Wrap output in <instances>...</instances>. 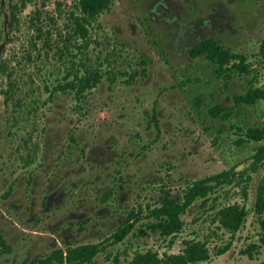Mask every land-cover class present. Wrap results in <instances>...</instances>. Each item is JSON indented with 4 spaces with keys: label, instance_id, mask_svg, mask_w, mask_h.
<instances>
[{
    "label": "flooded vegetation",
    "instance_id": "af4514ba",
    "mask_svg": "<svg viewBox=\"0 0 264 264\" xmlns=\"http://www.w3.org/2000/svg\"><path fill=\"white\" fill-rule=\"evenodd\" d=\"M111 1V7L100 17L111 11L115 5ZM208 1L219 4L206 20L208 25H215V16H221L218 11L242 14L247 3V0ZM157 10L171 11L164 5ZM236 17V27L245 29ZM174 18H180L178 7L174 9ZM179 26L180 35L185 27L191 33L176 36L172 45L196 43L190 46L189 55L194 63L189 66L196 67L191 74L200 72L199 77L167 72L170 64L167 38L154 35L148 38V30H152L146 26L143 38L127 45L135 53L121 66L120 62H111L107 53L108 57L94 67L85 64L58 78H49V83L46 82L49 89L45 86L48 100L41 110L56 112L52 121L49 119L42 126L45 129L49 124L52 137L44 136V129L35 126L31 137H22V145L17 142L8 154H3L16 159L15 163L3 162L0 166V264H58L55 256L61 250L86 246L96 251L92 264H99L103 254L111 260L113 247L123 244L131 235L144 238L155 233L168 240L177 238L186 226L187 215L207 208L210 201L204 199L191 203L182 215L183 230L174 236L164 237L149 227L150 221L157 220V209H165L172 201L187 203L185 196L190 188L218 174L206 171L199 176L198 165L206 155L199 147V123L230 119L212 116L211 108L226 106L218 102L209 106L203 98L199 105L198 94L202 90H229L235 77L245 75L231 63L220 65L221 55L215 61L194 51L202 43L214 40L225 52L244 56L245 53L234 40L203 39V26L196 33L186 22L181 21ZM89 39L91 42L92 38ZM82 43L88 44L84 39ZM200 59L207 62H203L206 67L201 64L198 68ZM182 91L192 94V100H180L177 96L171 99L173 93ZM240 104L245 103L235 101V106ZM63 105L68 111L58 112ZM206 110L208 117L204 115ZM193 166H196L194 174L190 172ZM174 183H183L185 187L180 191L170 186ZM142 221L145 223L141 226ZM132 223H135L132 231L117 242L116 233Z\"/></svg>",
    "mask_w": 264,
    "mask_h": 264
},
{
    "label": "rangeland",
    "instance_id": "374dc122",
    "mask_svg": "<svg viewBox=\"0 0 264 264\" xmlns=\"http://www.w3.org/2000/svg\"><path fill=\"white\" fill-rule=\"evenodd\" d=\"M113 1L115 5L111 11L98 17L91 26V42L80 45V37L74 26V17L78 12L75 11L73 0H0V166L3 162L15 163V157L3 154H8L17 142L21 144L22 137H31L35 126H39L42 131V126L55 116L56 112L43 113L41 110L43 103L48 100L45 84L49 83L50 77L58 78L60 74L77 70L85 64L94 67L98 61L108 57L107 53L111 62H120L121 66L135 53L133 48H128L130 41H140L146 26L152 30H148V38L153 35L167 38V61L173 67L167 65V72L170 70L173 75L199 77L200 72L197 75L191 74L192 69L196 67L189 66V63H194L189 55L190 46L196 43L178 47L172 45V39L180 35L181 29L178 27L181 21L186 22L189 28L192 26L194 33L200 32L203 26V39L217 37L239 43L240 50L248 57L252 72L235 77L229 90H202V93L198 94L209 106L218 102L234 111L229 121L199 123V147L205 152L204 155L206 154L203 156L205 160L202 159L198 165L201 169L199 176L206 171L212 175L232 168L245 174L239 185L218 187L206 209H196L191 216L187 215L186 226L177 238L168 240L155 233L144 238L131 235L123 244L113 247L111 260L106 259L103 254L99 264H132L135 255L149 249L161 255L165 252L179 253L184 249L185 240L207 244L211 259L201 264H264L260 217L254 211L258 186L264 178V167L256 173L249 171L252 157L264 141L239 146L238 140L243 132L233 128L238 125L245 129L264 123V99L253 106H235L234 101L235 95H245L252 87L264 89V59L259 53L264 40V0H247L242 14L228 10L218 11L221 16H215V25H208L206 20L210 18L212 9L218 8L219 4L208 0ZM160 5L173 10V14L171 11L164 13L157 10ZM176 7L180 16L178 19L174 18ZM236 16L245 29L236 27ZM198 19L200 22H197ZM218 19L220 20L217 22ZM185 28H182L180 36L190 35L191 29ZM161 57L164 59V56ZM162 58L160 62L164 65ZM199 62L198 68H201V64L203 67V62L207 64L204 59ZM174 77L180 79L178 75ZM10 90L14 92L11 93ZM172 95L171 99L177 96L180 100H192V94H185L183 91ZM38 102L40 108H37ZM63 110L68 111L64 105L58 107V112ZM206 113L207 110L204 111L205 116ZM48 128L49 124L42 133L50 139L52 136ZM221 129L222 133H218ZM28 146H32L30 140ZM190 172L196 173V166H193ZM248 176L252 178L250 182H247ZM170 186L180 191L185 187L183 183ZM246 192L248 198L245 196ZM230 204H246L249 210L246 224L235 234L223 229L218 220L220 209ZM144 223L145 221H142L140 225ZM227 246L229 247L225 253H220ZM248 250L253 257L246 253Z\"/></svg>",
    "mask_w": 264,
    "mask_h": 264
},
{
    "label": "trees",
    "instance_id": "16d2710c",
    "mask_svg": "<svg viewBox=\"0 0 264 264\" xmlns=\"http://www.w3.org/2000/svg\"><path fill=\"white\" fill-rule=\"evenodd\" d=\"M75 2V11L78 15L75 18V32L80 37L81 41L84 39L87 43L91 38V26L94 21L106 10L111 7V0H73ZM75 15V12L73 13ZM80 43V42H78ZM195 54H205L210 59L217 61V57L221 55L222 63H231L236 69H242L245 74H250L251 64L248 57L241 54H233L225 52V50L214 40L202 43L194 51ZM260 56L264 59V40L260 47ZM235 62V63H233ZM46 88L49 89V85L46 84ZM11 93L14 91L10 90ZM81 92L79 93V96ZM264 99V89L252 87L245 95L235 96L234 100L237 103H245L247 105H256L260 100ZM198 104L203 103L202 98H197ZM37 110V109H36ZM34 110V112L36 111ZM233 110L217 105L210 109V114L214 117H224V119H230L233 116ZM234 129L243 135L238 141V145L246 144L249 142L260 143L264 141V123L261 126H252L249 128L241 129L238 125H234ZM252 164L249 171L256 173L261 167H264V144L256 149V153L252 157ZM245 172H236L235 169L226 170L222 173L212 175L206 180L197 182L194 187L190 188L189 193L185 196L187 203L180 204V202H168L165 209H157L155 221L149 222V227L154 231H159L162 236L170 237L180 233L184 228V222L182 219L183 213L188 206L196 200L204 199L206 202L211 200V194L218 187L232 186L240 184L241 179ZM240 176V178H239ZM251 176H248V181H251ZM247 191V189H246ZM248 198L247 192L245 193ZM205 202V203H206ZM257 216L260 217V227L262 229V241L264 242V178L258 186L257 190V202L254 208ZM249 216V210L246 206L240 204H230L220 209L219 222L223 229H226L230 233L239 232L246 224ZM135 223L125 226L116 233V241L122 242L128 234L132 231ZM227 246L220 253H225L228 249ZM254 247V246H253ZM250 257L253 254L250 250L246 252ZM96 255V251L93 247H77L67 248L61 250L55 259L58 260V264H80L89 262L92 264L93 258ZM211 253L205 243L186 241L184 250L176 255L160 256L158 252L152 250L146 253H138L133 258L132 264H201L210 261Z\"/></svg>",
    "mask_w": 264,
    "mask_h": 264
}]
</instances>
